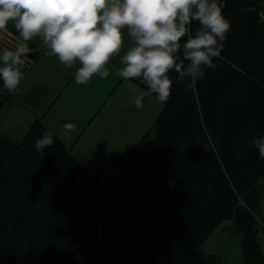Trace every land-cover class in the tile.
Returning <instances> with one entry per match:
<instances>
[{
  "label": "trees",
  "instance_id": "trees-1",
  "mask_svg": "<svg viewBox=\"0 0 264 264\" xmlns=\"http://www.w3.org/2000/svg\"><path fill=\"white\" fill-rule=\"evenodd\" d=\"M182 4L183 33L152 45L158 83L139 82L164 107L130 155L94 172L39 117L0 131V264H220L203 244L228 220L243 264H264V0ZM8 35L0 111L40 56ZM14 159L31 173L9 177ZM108 164L124 178L105 187Z\"/></svg>",
  "mask_w": 264,
  "mask_h": 264
},
{
  "label": "rangeland",
  "instance_id": "rangeland-1",
  "mask_svg": "<svg viewBox=\"0 0 264 264\" xmlns=\"http://www.w3.org/2000/svg\"><path fill=\"white\" fill-rule=\"evenodd\" d=\"M0 25L27 35L40 48L70 45L74 42L68 39L72 30L103 29L110 33L103 42L104 60H97L94 66L101 72L98 76L91 75L87 84H80L75 78L68 90L51 100L45 110L43 101L32 99V104H25L26 94H18L13 88V97L0 111V131L4 135L15 141L23 139L38 116L95 172L112 153L130 155L164 107L162 98L142 87L141 81L130 78V74L121 77L123 71L136 73L133 69H139L144 61L145 69L151 72L145 81L151 80L156 85L159 72L153 76L150 67L152 45L150 50H144L143 41L148 35H157L160 47L166 45L173 34L183 33L185 16L182 0H0ZM124 47L142 49L149 60L143 55L125 57ZM1 51L0 64H4ZM94 67L89 68L90 74ZM32 68L26 71L28 78L33 76ZM113 78L115 82H111ZM16 160H13L16 166H9V177L14 179L22 173H31V168L24 169L25 164ZM123 178L121 171L108 164L100 184L109 187ZM166 218L170 223L180 222L171 209H167ZM232 222H223L205 241L203 249L207 252L217 249L231 263L243 264L239 237Z\"/></svg>",
  "mask_w": 264,
  "mask_h": 264
},
{
  "label": "crops",
  "instance_id": "crops-1",
  "mask_svg": "<svg viewBox=\"0 0 264 264\" xmlns=\"http://www.w3.org/2000/svg\"><path fill=\"white\" fill-rule=\"evenodd\" d=\"M6 28L8 30V33L11 32L10 35H16L18 37L22 36L15 30L11 29L10 27L6 26ZM175 34H173L171 38ZM109 36L110 33L104 31L103 29L100 30L91 29L88 31H78V32H73L72 30V32H69L68 39L73 40L74 42L71 43L70 45L56 44L50 47L44 45V48L38 47V45H36L37 44L36 41L33 39H32L33 41L30 40L29 37H27V35L22 36L23 38L29 40L40 49V56L29 67L30 69L31 67H33L32 68V70H34L33 76L28 78L27 73L29 72H25L21 76V80L15 87L16 88L15 92L17 91L18 94L21 92L26 94L23 102L27 105L28 103L32 104L34 101H39V102L43 101L44 102L43 110H45L46 105L51 100H56L58 97H60L68 90V86L75 78H78L80 84L85 85L89 82V79H91V75L98 76V74L101 72V69H96V67L94 66L97 60L100 59L104 60V57L101 54V52L103 51V42ZM171 38L169 39V41L171 40ZM69 42L71 41H68V43ZM155 42L161 44L157 35H148L143 41L144 50L145 49L150 50L151 45H153ZM141 50L142 49L140 48L139 50H137V48L135 47H133L131 50H126L124 47L125 57L131 59L134 57V55L141 57L143 55V51ZM143 58H148L149 60V57H147V55L145 56V52ZM147 63L149 62L147 61ZM92 67L94 68L92 70V73L90 74L89 68ZM150 67L152 70V65H150ZM133 70H136V73H134V71H130V72L123 71L124 75L121 78H124L127 74H130L128 75L130 78H133L134 80H138V81H143V79H145L146 76L151 73L150 71L145 69L144 61L139 69H133ZM115 81L116 79L114 80L113 78L111 82H115ZM72 91L73 90H71V92ZM13 92L14 91H12L11 93ZM103 94H104V90H103ZM69 97L71 96L69 95ZM44 112L45 115L47 112L46 111ZM51 130L54 131L53 129ZM54 132L58 134L56 131ZM238 242H239V238H238ZM207 253L217 255L220 264H224L223 262H225V264H233L225 258L222 251L214 249V250H210ZM221 258H223V261H221Z\"/></svg>",
  "mask_w": 264,
  "mask_h": 264
}]
</instances>
